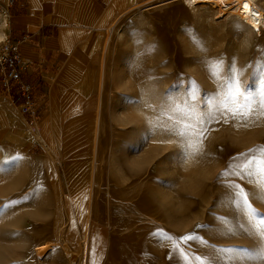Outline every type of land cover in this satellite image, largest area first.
Segmentation results:
<instances>
[{
    "label": "rangeland",
    "instance_id": "1",
    "mask_svg": "<svg viewBox=\"0 0 264 264\" xmlns=\"http://www.w3.org/2000/svg\"><path fill=\"white\" fill-rule=\"evenodd\" d=\"M121 27L122 35L112 42L106 70L104 149L95 186L96 210L109 237L108 254L139 213L127 193L131 177L135 171L147 169L152 173L155 194L170 207L172 220L140 239L115 264H196L195 256L210 251L207 243L223 248L239 246L230 254L229 264H262L254 240L243 234L218 235L214 229L225 227L224 221L216 219L219 217H236L239 231L249 228L245 217L237 215L232 206L231 184L249 191L253 206L259 210L257 220L264 218V201L258 198L264 178L249 177L245 172H256L257 164L251 161H259L264 146V115L260 111L264 32L250 36L243 27L227 28L209 9H194L185 0L137 5L124 16ZM218 60L228 75L233 65L237 66L232 93L237 94L242 82L255 109L252 115L242 118L229 114L244 103L243 99L229 103V112L223 117L216 111V120L205 115L210 103L215 111L229 91L219 75L214 79L209 74V65L215 66ZM192 92L195 94L189 98ZM21 146L27 154L29 145ZM13 151L0 149V206L16 203L0 214L10 210L28 227L37 217L32 212L49 207L46 192L52 177L39 158L28 155L31 171L15 170L14 155L18 158L20 154ZM53 169L62 176L56 160ZM226 171L230 174L221 176ZM84 197L83 209L87 206ZM64 217L67 221V215ZM82 219L77 220L83 229L85 216ZM199 225L206 227L199 230ZM226 227L231 229L232 225ZM189 234L204 240L181 239ZM16 241L13 228L0 227V264H13L19 256L13 246ZM56 263L65 264V259L58 256ZM71 264H80V259L72 257Z\"/></svg>",
    "mask_w": 264,
    "mask_h": 264
},
{
    "label": "crops",
    "instance_id": "2",
    "mask_svg": "<svg viewBox=\"0 0 264 264\" xmlns=\"http://www.w3.org/2000/svg\"><path fill=\"white\" fill-rule=\"evenodd\" d=\"M6 0H0L3 2ZM144 0H15L8 22L0 16V43L21 42L24 80L32 86L38 120L31 124L1 84L0 149L6 151L21 136L35 159L54 152L62 168V192L70 197L67 171L80 176L81 163L89 157L88 143L77 145L85 115L95 110L104 37L108 30ZM69 129V130H68ZM71 133L70 137L65 134ZM82 152V153H81ZM80 178V177H79ZM75 188V185H74ZM85 191L84 187L78 193Z\"/></svg>",
    "mask_w": 264,
    "mask_h": 264
},
{
    "label": "bare ground",
    "instance_id": "3",
    "mask_svg": "<svg viewBox=\"0 0 264 264\" xmlns=\"http://www.w3.org/2000/svg\"><path fill=\"white\" fill-rule=\"evenodd\" d=\"M162 1L164 0H144L141 5L145 7ZM185 3L194 9H209L212 17L216 16L217 20L227 28L243 27L250 36L255 33L261 36L264 32V0H185ZM121 24L115 36L122 35ZM112 47V44L109 47L105 46L101 54V72L95 110L78 121L82 127V135L77 145L88 143L89 149L86 148L85 152H89V157L81 163L80 176L78 174L72 176L67 171L71 196L64 195L60 177L57 170L53 169V162L56 160L55 147L53 136L48 135L45 138L50 140L54 152L39 158L38 162L42 163L47 170L49 169L52 177L51 188L46 192L47 197L50 196L49 207L32 212V215L37 217L28 227L21 225L19 217L10 210L0 214L1 226L7 229L13 228V232H16L17 241L13 246L19 251V256L15 257L13 264H49L50 262L57 264L58 256L65 259V264H71L74 256L80 259V264H115L122 255L133 249L140 239L172 220L169 205L155 194L151 184V170L135 171L127 193L138 205L139 213L120 242L108 254L109 237L96 210L95 186L100 172L101 152L104 149L102 112L106 70ZM70 134H65V137L69 138ZM21 144L24 146L19 136L15 139L13 146L8 147L20 154L18 158L14 155L16 160L12 166H15V170L30 172L31 168L26 159L28 153L26 154ZM123 178L122 176L121 179ZM83 187L85 191L78 193V190ZM84 196L87 198L85 209H83ZM65 215H67V221ZM82 216H85L83 229L78 227L77 220L83 222Z\"/></svg>",
    "mask_w": 264,
    "mask_h": 264
},
{
    "label": "snow or ice",
    "instance_id": "4",
    "mask_svg": "<svg viewBox=\"0 0 264 264\" xmlns=\"http://www.w3.org/2000/svg\"><path fill=\"white\" fill-rule=\"evenodd\" d=\"M188 31V30H186ZM202 43V41H201ZM152 50L155 49V45L151 46ZM202 62L208 64L209 62L207 60H203ZM249 68L252 67L250 64L248 66ZM217 69H219V73H217ZM209 74L215 79L217 78V75L221 79H223L226 82V87L229 89L228 94L223 99L219 100L218 103L220 105L219 108H217L215 111L213 110V106L210 103L209 110L205 114L208 119L210 120H216V111L220 112V116L223 117L225 112H229L228 105L229 103L236 104L239 103L240 99L244 100V103L241 104L239 107H236L235 111L229 112V114L233 117L239 115L242 118L252 115L253 111L255 110L252 105L249 104L250 97H248L247 93L243 91V83L241 82L240 86L237 88V94L233 95L232 93V87L233 83L236 80V73H237V66L233 65L231 75L227 74V70L225 66L223 65L222 61H216L215 66L209 65L208 67ZM189 81H191V78H187ZM191 83L195 84L194 81H191ZM261 85L264 86V80L261 81ZM195 93H189V98L194 95ZM216 95L219 97L220 92L217 91ZM260 111L261 114L264 115V92L261 93V100H260ZM178 135H180L178 133ZM183 152L186 154V150L182 149ZM261 156L259 161L256 160L251 161L252 164H257L256 172L253 173L251 169L245 170L246 174L249 177H254V175H259L260 177L264 178V146H261L260 148ZM7 163V162H4ZM231 168V165H229ZM230 173L226 171L225 173H222L221 176H228ZM240 174H244L243 172ZM231 175H237V173H231ZM261 187L259 188V191L261 192V195L258 197L261 201H264V179L260 181ZM230 188L234 189L233 192H231V203L232 206L235 208L237 215H243L245 219L247 220L249 224V228L244 231L237 230V226L235 223L236 217H219L216 219L224 221L225 227L222 229H214V231L218 235L227 234L229 236L233 235H246L248 238L254 240V245L258 250V255L260 256V260L262 264H264V218H260L257 220L256 214L259 211L257 208L253 206V203L251 201V194L247 189H244L242 186L237 184H231L229 185ZM16 203V201H11L8 203H5L3 206H0V211L3 209H7L10 207L11 204ZM211 213V210H210ZM227 225H232V228L229 229L226 227ZM205 225H199L198 229L203 230L205 229ZM181 239L184 240H194V241H203L204 238L200 237L198 234H189V236L183 237ZM205 243H207L205 241ZM207 247L209 248V252L203 256H195L194 259L196 261V264H219L220 261L223 262V264H229L230 261V254L235 251L236 247L239 246H232L229 248H223L216 245H212L210 243H207ZM248 247V246H244ZM227 254V255H223ZM182 264H187L186 261H182Z\"/></svg>",
    "mask_w": 264,
    "mask_h": 264
},
{
    "label": "built area",
    "instance_id": "5",
    "mask_svg": "<svg viewBox=\"0 0 264 264\" xmlns=\"http://www.w3.org/2000/svg\"><path fill=\"white\" fill-rule=\"evenodd\" d=\"M15 5V0L0 2V16L9 23L11 10ZM124 17H120L108 30H97V33L104 37V48L109 47L115 38V32ZM29 36H24L21 42H26ZM19 41L7 39L0 43V73L1 84L9 93L19 112L30 119L31 124H36L38 120V108L33 96V89L24 78L25 61L22 56Z\"/></svg>",
    "mask_w": 264,
    "mask_h": 264
}]
</instances>
